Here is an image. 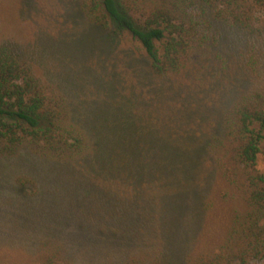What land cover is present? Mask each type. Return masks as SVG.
<instances>
[{"label": "rangeland", "instance_id": "obj_1", "mask_svg": "<svg viewBox=\"0 0 264 264\" xmlns=\"http://www.w3.org/2000/svg\"><path fill=\"white\" fill-rule=\"evenodd\" d=\"M82 1L0 0V43L65 99L93 145L77 164L0 157V264H196L245 210L218 152L236 103L264 88V35L208 11L187 69L156 78L139 43L98 27ZM252 15L259 28L264 15Z\"/></svg>", "mask_w": 264, "mask_h": 264}, {"label": "trees", "instance_id": "obj_2", "mask_svg": "<svg viewBox=\"0 0 264 264\" xmlns=\"http://www.w3.org/2000/svg\"><path fill=\"white\" fill-rule=\"evenodd\" d=\"M243 1L83 0L80 4L101 29L137 41L151 73L167 78L187 69L191 56L202 47L206 38L201 27L208 11L249 34L264 35V18L258 28L252 15L256 11L264 15V0H251L248 6ZM199 4L202 13L197 11ZM228 122L229 145L218 154L224 176L245 210L237 213L220 251L196 264H250L264 259V173L256 167L259 156L264 157V88L242 96ZM24 149L69 165L84 161L93 145L74 122L65 99L36 76L22 54L0 43V157ZM56 260L40 264H72Z\"/></svg>", "mask_w": 264, "mask_h": 264}]
</instances>
